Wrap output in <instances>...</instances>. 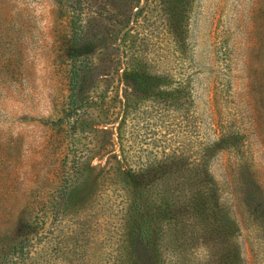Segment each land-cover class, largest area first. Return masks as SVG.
Wrapping results in <instances>:
<instances>
[{"label": "rangeland", "instance_id": "rangeland-1", "mask_svg": "<svg viewBox=\"0 0 264 264\" xmlns=\"http://www.w3.org/2000/svg\"><path fill=\"white\" fill-rule=\"evenodd\" d=\"M71 27L94 48L66 117L81 50ZM132 68L154 78L149 92L124 80ZM70 137L91 178L54 210ZM108 164L126 178L104 176ZM165 165L178 170L160 178ZM251 190L261 216L264 0H0V249L23 238L31 255L17 264H264ZM221 207L236 221L225 239L213 230Z\"/></svg>", "mask_w": 264, "mask_h": 264}, {"label": "trees", "instance_id": "trees-1", "mask_svg": "<svg viewBox=\"0 0 264 264\" xmlns=\"http://www.w3.org/2000/svg\"><path fill=\"white\" fill-rule=\"evenodd\" d=\"M73 24V22H72ZM72 28V40L73 42L78 44L79 48H81L80 52L78 54L73 55L72 57H75L78 59L77 67L73 70L72 77H70V95H68V102L66 103V109L64 115L68 117L72 112H74L75 108L78 106V103L82 100V98L78 97L77 91H75V87L77 82V77L80 78L81 75L85 73V71L82 68V58L88 57L93 51L94 48V41L90 38V35L88 33H82L80 36L75 34L76 29ZM78 57V58H77ZM124 80L130 85V87L136 92V93H147L149 92V88L151 87V80L154 79L151 74L144 70L143 68H132L130 71L126 72L124 76ZM79 82V81H78ZM76 119V118H75ZM75 119L73 120L75 122ZM75 136H73L74 138ZM231 137V136H230ZM75 140V138H74ZM221 142L217 143L216 145H206L203 148H201L199 157L202 158L207 154H211L213 151H217L219 149V145ZM66 144H73V139L70 137V139L65 140L63 142L62 146V155L61 158H59L60 162L58 163L57 167L54 168L53 178H60L58 181L57 186H55V193L52 195H49L47 198L48 205L50 209H58L62 206H67L71 199H73V195L77 191V184L74 183V179L77 178H91L90 176V165L84 164L80 162V158L76 156L74 152L68 153L66 149ZM215 144V143H213ZM224 145H230L228 147H236L234 140H229V138L223 139ZM234 145V146H233ZM170 166L165 165L163 168H160V178H170L172 174H174L178 169L175 171L169 170ZM111 170V175L114 176V178H126L124 177L126 173L129 171V168H126L125 173H122L121 169L118 167V165H111L108 164L107 168L105 169V174ZM195 170V168H194ZM202 172V173H201ZM196 173L198 175H208V171L206 166H203L201 168H198L196 170ZM103 176V177H104ZM111 178V177H110ZM261 199V196L255 192V190L249 191L245 195V202L247 204V211L249 214H254L256 216H260L256 214L255 212L258 211V209L261 207V204L259 203V200ZM255 201L256 204H255ZM130 202V200H129ZM170 199L167 197L166 199H162L159 205L165 209L167 206H171L172 204H169ZM134 203V199L131 200V204ZM190 209L195 208V204L191 205L189 207ZM216 211V210H215ZM215 218L213 220L214 222V233L217 235L223 236V238H228V236L231 235V227L235 225L236 221L234 219L230 218V215L225 210V208L221 207L218 208V212L214 214ZM31 220V216L28 218ZM258 224L264 227V214L260 216V219H257ZM29 224V221L26 222ZM135 222H132L131 224V230L132 232L135 230L134 228ZM137 226V224H136ZM229 226V227H227ZM226 227V228H225ZM10 228H6L3 234L5 236L9 235ZM230 231V232H229ZM147 229L141 228V226H137L136 235H145L146 240H148L147 235ZM9 241L4 244L5 248L0 249V261L8 262V264H17V262H21L24 259H30V255L27 253L29 252V249L27 250L25 248V243L23 238H18L17 235L11 236Z\"/></svg>", "mask_w": 264, "mask_h": 264}]
</instances>
